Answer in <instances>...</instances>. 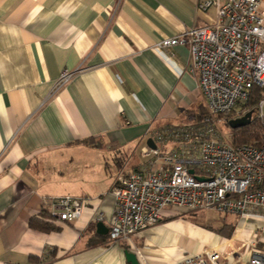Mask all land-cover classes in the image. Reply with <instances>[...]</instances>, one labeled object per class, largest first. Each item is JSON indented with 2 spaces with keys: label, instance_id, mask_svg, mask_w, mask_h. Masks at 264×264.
<instances>
[{
  "label": "crops",
  "instance_id": "1",
  "mask_svg": "<svg viewBox=\"0 0 264 264\" xmlns=\"http://www.w3.org/2000/svg\"><path fill=\"white\" fill-rule=\"evenodd\" d=\"M203 1L0 0V264H129L126 251L138 264L206 251L248 263L257 223L234 215L167 208L128 241L96 228L109 229L120 174L158 167L140 154L153 134L205 111L188 47L155 50L213 19ZM63 71L72 77L54 92ZM66 196L83 202L78 219L30 227Z\"/></svg>",
  "mask_w": 264,
  "mask_h": 264
},
{
  "label": "built area",
  "instance_id": "2",
  "mask_svg": "<svg viewBox=\"0 0 264 264\" xmlns=\"http://www.w3.org/2000/svg\"><path fill=\"white\" fill-rule=\"evenodd\" d=\"M263 4L264 0H204L198 9L214 10L209 23L155 45V50L188 47V70L197 75L206 113L192 124L153 134L156 148L145 146L140 154L157 168L117 177L111 192L110 242L128 241L155 226L167 208L183 213L212 210L257 223L248 244L247 264H264V140L255 146H232L219 129L226 114L234 119L246 114L244 106L253 88L261 91L254 116L264 129ZM71 77L63 71L54 92ZM168 142L176 147L166 151ZM44 207H50L52 218L72 222L80 217L83 202L66 196L46 201ZM173 264L225 263L219 252L206 251Z\"/></svg>",
  "mask_w": 264,
  "mask_h": 264
},
{
  "label": "trees",
  "instance_id": "3",
  "mask_svg": "<svg viewBox=\"0 0 264 264\" xmlns=\"http://www.w3.org/2000/svg\"><path fill=\"white\" fill-rule=\"evenodd\" d=\"M260 90L258 88H253L252 95L249 98L247 104L244 106L245 112H252V120L249 125L239 128V129H231L228 125V123L234 119V115L229 113L223 116L224 123L223 125L228 128L229 130V136L227 137L230 144L232 146H243V145H260L263 139V133L264 129L261 128L260 124L258 123L257 119L254 116V107L255 104L260 97ZM205 111L199 116L197 119L200 120L204 115ZM85 144L98 147L100 145L99 142H95L93 140H88L85 142ZM41 219L39 220H33L30 222V227L34 230L40 231V232H49L54 230V227L51 226L50 221L52 220L51 215L47 212H43L41 214ZM229 235V234H228Z\"/></svg>",
  "mask_w": 264,
  "mask_h": 264
},
{
  "label": "water",
  "instance_id": "4",
  "mask_svg": "<svg viewBox=\"0 0 264 264\" xmlns=\"http://www.w3.org/2000/svg\"><path fill=\"white\" fill-rule=\"evenodd\" d=\"M252 114L253 113L250 111V112H247L241 118L231 120L228 123L229 127L231 129H239V128H243V127L249 125L250 122H251ZM147 146L150 147L151 149H155L156 148V146H155V144H154L152 139H149L147 141ZM189 174L190 175H194L193 170H189ZM196 179L199 180V181H204V179L200 178V177H196ZM96 228H97V233L100 234V235L108 233V229L102 223H97L96 224ZM125 257H126V261L129 264H138L135 254L126 251L125 252Z\"/></svg>",
  "mask_w": 264,
  "mask_h": 264
},
{
  "label": "rangeland",
  "instance_id": "5",
  "mask_svg": "<svg viewBox=\"0 0 264 264\" xmlns=\"http://www.w3.org/2000/svg\"><path fill=\"white\" fill-rule=\"evenodd\" d=\"M252 118H253V116H252ZM252 118H251V120H252ZM219 129H220V131H221V133L223 134V135H225V136H229V130H228V128L227 127H225L223 124H220L219 125ZM263 140H264V133H263V139H262V142H263ZM188 215H192L193 213H187ZM201 214V213H200ZM205 215V217H215V214L214 213H212V212H207V213H205L204 214ZM222 217V216H224V215H219V217ZM191 217H193V216H191Z\"/></svg>",
  "mask_w": 264,
  "mask_h": 264
}]
</instances>
